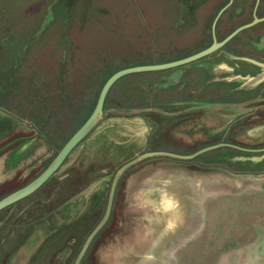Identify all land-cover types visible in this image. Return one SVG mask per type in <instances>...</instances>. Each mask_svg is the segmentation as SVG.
Segmentation results:
<instances>
[{
    "label": "rangeland",
    "instance_id": "obj_1",
    "mask_svg": "<svg viewBox=\"0 0 264 264\" xmlns=\"http://www.w3.org/2000/svg\"><path fill=\"white\" fill-rule=\"evenodd\" d=\"M195 1L198 10L194 31L198 36L191 38L186 15L188 0H0V148L15 143L19 136L33 140L31 157L15 170L0 172V197L36 178L91 114L104 82L113 73L170 62L199 46L212 9L222 0ZM179 69L181 76L176 85L191 87L190 81L185 83L187 68ZM173 71L134 73L113 85L106 96L102 118L70 152L65 169L31 195L0 211V263L7 257V250L15 246L20 248L19 253L27 255L29 264H74L87 235L104 213L112 178L121 165L131 160L125 156L135 149L133 144L117 147L109 137L106 152L100 149L94 154L96 157L90 155L93 146L88 138L106 120L146 118L150 130L143 153L167 150L189 155L217 145L219 140L214 138V132L219 133L222 127L195 128L196 122L181 125L173 122L185 120L181 117L185 116L183 112L175 114L177 108L171 103L184 97L174 92L176 85L171 80L179 74L172 75ZM202 84L199 80L192 87L198 89ZM235 114L234 125L227 129L229 137H237L239 142L235 145L264 148V111L239 109ZM214 117L211 116L216 120ZM170 122L177 131L165 132ZM13 130L22 132L13 134ZM185 139H192L188 146L171 147L176 141L184 143ZM41 148L46 152L42 154ZM194 161L220 162L215 164L230 171L264 173V152L217 149L200 154ZM191 163L150 157L126 169L105 225L110 234L113 232L109 235L112 238L100 235L106 229L104 226L90 246L93 252L88 256L90 249L87 250L81 264H171L173 259L163 256L159 246L167 233L181 230L182 219L188 213L185 207L188 198L182 187L189 179L198 183L190 172L194 171ZM223 173L216 170L211 174ZM62 174L68 175L67 179L63 180ZM103 174L107 178L106 187L97 195L101 208L88 215V202L93 196L86 195L89 198H85L84 204L75 194L84 190V186L83 195L88 194L87 190L94 189ZM205 209L209 215L212 208ZM191 233L193 241H199L200 253L195 254L194 262L208 261L209 250L216 248L215 239L210 245L209 237L198 240ZM73 235L79 237L71 239ZM21 238L28 240L24 242ZM256 244L259 243L253 244L251 250ZM255 253L252 264L257 262ZM237 256L238 263L241 257L246 258ZM225 258L232 264V258ZM260 263L264 264V256Z\"/></svg>",
    "mask_w": 264,
    "mask_h": 264
},
{
    "label": "flooded vegetation",
    "instance_id": "obj_2",
    "mask_svg": "<svg viewBox=\"0 0 264 264\" xmlns=\"http://www.w3.org/2000/svg\"><path fill=\"white\" fill-rule=\"evenodd\" d=\"M195 2L194 0H188V8L186 10V15L188 16L187 19L188 30L190 31V33L193 34L191 38H193L194 35L198 36V34H195L194 31L195 25H197L195 16L198 10V6H197L198 4L197 2L196 3ZM255 19H258L260 21L240 30L224 45L220 46L209 55L204 56L198 60L192 61L190 63H187L185 65L171 68L174 70L172 75H176L179 74V70H181L179 69V67H184V68L186 67L187 71H185L186 73L185 76L187 78L185 83L187 82L189 84L190 81L191 84V87L185 85L186 86V87L184 86L185 88L176 85L178 82L177 79H179L181 76L180 74L175 77L173 76L174 78L171 80V83L176 85V89L174 90L175 94L180 93L181 94L180 96L184 95L183 98H176L174 101H171V103H173V105L177 108L175 114L178 113L180 114L181 112L185 114V116H181L185 119L183 120V122H179L180 119L179 120L175 119L173 122L177 123L178 125H181L182 123L186 124L187 121L191 123L196 122L195 128L209 127V126L215 127L216 125L217 127L215 128L222 127V130L220 129L219 131V133L222 131L221 134L217 133L216 131L214 132L215 133L214 138H218L219 140L217 142V145H221V144L225 145L217 148L218 150L232 149L245 153L264 152V151H258L264 148L251 149V148H244L237 146L235 145V143L239 142L237 137L236 136L229 137L227 135L228 132L227 129H229V126L234 125L233 122L236 121L235 112L238 111L239 109H244L247 111H251V110L261 111V112L264 111V0H248L244 3L243 0H222L221 3H219L215 8L212 9L209 23L205 24V28H207V30L205 29V33L204 34L201 33L200 35L201 42L199 43V46L195 50L190 51L189 54H187L186 56L181 58H175L174 60H172V61H177L184 59L186 57H190L196 53H199L209 48L215 42L220 43L224 39H226L230 34H232L234 31L241 28L242 26L252 23L253 21H255ZM202 30H203V26H202ZM199 80L203 82V84L198 89L193 88L192 86L195 84V82ZM212 115L217 117V119L216 120L212 119L211 118ZM248 117L249 119H251L250 114H248ZM241 118H244V116H242ZM144 120L145 122H147L146 118H144ZM169 124L167 126L170 127L169 129L170 132L177 131V129H173L176 126L172 127L171 122ZM191 141L192 139L186 140L184 143L181 142L178 143V141H176L175 143H173V146L171 147L177 148L184 145L188 146V144ZM42 143L44 142L42 141ZM45 143L47 144L46 141ZM254 150H256L257 152H253ZM159 151L174 153L178 155H186V154H182L183 151H177V152L167 151V150H159ZM197 151L199 150H195L193 153ZM55 156L50 158L51 160L47 163V165L45 166V168H43V170L48 167V165L51 163V161L54 159ZM162 158H168V157H162ZM195 158L191 160H179L175 158H170V159H175L176 161H185L188 163L192 162L190 165L193 166L194 171L191 170L190 172L192 175L195 174L194 176L196 177L194 178L197 179L198 183L194 182V179L193 180L189 179V181L185 182L188 183L187 185L189 187H187V185L185 187H182L186 198H188L185 201L187 204L188 202H190L191 199L190 197H192L190 187L191 188L198 187L199 189L200 187L214 188L216 186L215 188L217 189L218 187H221L223 185L226 186L229 185V186H234V188H237V190H241L246 183H252V182L257 183L263 180L264 178L263 171L261 172L262 174L259 172L257 173L251 171H230L225 166H222L220 164H215L220 162H215V163L213 162L214 164H212V162H209L207 164H202L201 162L198 163L195 161L193 162ZM43 170H41V172ZM105 170H101V172L103 171L104 173H106L107 170L106 171ZM216 170L225 172L222 174L223 177H221L222 176L221 174H217L214 176L211 174ZM54 175L55 174H53L52 176ZM156 175H160V174L158 173L153 176L151 175L152 176L151 180L153 179L155 180ZM211 175L213 177H211ZM61 176L63 180L67 179L68 177V175H64V174H62ZM79 178H82V175L79 176ZM77 181H78L77 178L74 179L75 184H77ZM106 181L107 178L105 175L101 179H99V181H97V185L95 186L94 189L87 190L88 194L86 195L93 196L92 197L93 200H90L88 202V206H89L88 208H90L91 210L88 211L89 212L88 215L91 214V212L93 213L94 211H97V209L101 206V199L100 197H97V195H100V193L103 191V188L106 187ZM118 184H117V188H118ZM83 189L84 190H80V191L82 192L85 191L86 190L85 186L83 187ZM80 191L77 194H75L77 199L79 197H80L79 199H81V196H83V194H81L82 192ZM115 197H116V192H115ZM115 197L113 200V205L116 202ZM107 201H108V197H107ZM79 205L81 206V204ZM106 206H107V202L105 205V210H106ZM104 213L102 217L104 216ZM110 216L103 225V227L107 224L108 220L110 219ZM102 217L100 218V220L102 219ZM100 220L94 225L93 229L100 222ZM236 228L240 230L238 226H236ZM107 232L108 231L106 227L104 232L100 233L99 231L95 235V237L100 233V235L102 236H104L105 234V237L103 238L106 239L108 237V239L110 240V238L112 237L109 236L110 233ZM90 233L91 232H89V234ZM54 234L51 236L52 238H54L53 237ZM74 237L78 238L79 235H73L71 239H75ZM95 237L92 239L87 250L90 249L91 244L93 243V241H95L94 240ZM21 239H23L24 242H26L25 240H28V238H21ZM58 248L59 247H57V249ZM63 250L65 251V249H62V251ZM7 251L8 252L5 253L7 257L5 258V260H3L4 262L0 264L30 263V261L27 260L28 258L26 257L27 256L26 254L19 253L20 248L14 246V247H10ZM62 251L60 252L62 253ZM91 251L92 249H90L88 256L91 254ZM86 253L85 255H87ZM52 254L53 252H51V255ZM21 255L24 256L22 257V259L20 257Z\"/></svg>",
    "mask_w": 264,
    "mask_h": 264
},
{
    "label": "water",
    "instance_id": "obj_3",
    "mask_svg": "<svg viewBox=\"0 0 264 264\" xmlns=\"http://www.w3.org/2000/svg\"><path fill=\"white\" fill-rule=\"evenodd\" d=\"M259 21L260 20L255 19L252 23L234 31L222 42H215L209 48L190 57L162 64L129 67L113 73L103 84L91 114L67 140L48 167L23 187L0 199V211L31 195L46 183L53 174H58L63 171L66 166L64 162L70 152L91 132L102 118L106 96L111 87L119 79L134 73L164 71L198 60L224 45L240 30ZM222 146L225 145L209 146L191 155H178L164 151L146 152L136 155L134 158L121 165L113 177L104 216L88 235L74 264L81 263L92 239L109 218L117 184L122 173L126 169L150 157L191 160L200 154L215 150ZM258 151H264V149ZM253 152L257 151L254 150ZM214 188L200 187L198 189V187H190L192 197H190L191 199L188 204L185 203V207L188 208V213L186 212L184 219H182L183 221L180 224L181 230L178 231V229H176L175 231L173 230L167 233L166 239L161 241L162 245L159 246L160 243L156 245L159 246V252L165 257H171L173 259L171 264H188L189 262L190 264H230V262H226L225 257L232 258V264H252V256L257 252L258 257H256V264H261L260 261L264 256V178L257 183H246L241 190H237L234 186L229 185H223L217 189ZM205 207L212 208L209 215V211H206ZM236 226H238L240 230H238ZM191 231L195 233L194 235L198 240L206 236L207 238L209 237L210 245L214 242L212 239H215L216 248L215 250L212 248L209 250L210 258L208 261L201 260L194 262L196 260L195 254L200 253V251H198L199 241L194 242L193 238L190 237V234H192ZM255 243L259 244H256L254 250H251L252 245ZM175 253L177 254L176 258L174 257ZM237 255H243L247 259L244 258V260L241 257V261L238 263Z\"/></svg>",
    "mask_w": 264,
    "mask_h": 264
},
{
    "label": "crops",
    "instance_id": "obj_4",
    "mask_svg": "<svg viewBox=\"0 0 264 264\" xmlns=\"http://www.w3.org/2000/svg\"><path fill=\"white\" fill-rule=\"evenodd\" d=\"M110 123H112V124H110ZM131 126H133V127H131ZM144 127L148 128V129H146ZM166 128H168V131L166 130ZM166 128L164 129L165 132H170L169 127L166 126ZM148 130H150V127L148 126V123L144 121V118H139L136 120H124V119H119V118L115 119V120H113V119L109 120L108 119L103 123L102 128L98 129V131H96V133H94V135L92 137H90V139H91L90 142L92 143V146H93L90 150V155L94 156L93 152L96 153L100 149L105 150V147H106L105 145L107 144V139L110 137V139L115 144H117V147L122 146L124 144L125 145H129V144L135 145V149L131 152V155L125 156L126 159H132L133 157H135L139 153H142L146 149L147 140H148V138H147ZM13 131H14L13 134H16L15 132H17L18 130H13ZM18 132H22V130L18 131ZM32 142H33V140L31 138H26V137L21 138V136H19L15 139V143H11V144L1 146L4 149L2 152H0V172H2V174H4V173L9 172L11 169L15 170V168L18 167V165L21 162H24V160H27V158L31 157L33 155V152H32V144L33 143ZM123 142H125V143H123ZM2 148H0V150H2ZM40 152H42V154H43L46 151H44L41 148ZM103 152H106V150ZM9 161L11 164L9 163ZM10 176H8V177H10ZM1 178L4 179L5 176L2 175ZM23 186L24 185L18 186L17 189H19ZM84 192H82L81 194H83ZM10 193H12V192H9L8 194H10ZM7 195L0 197V199L4 198ZM85 198L88 199V197H86V194L81 196V199H82L81 201L84 202L86 200ZM126 202L128 203L129 200H127ZM138 205H139V203H138Z\"/></svg>",
    "mask_w": 264,
    "mask_h": 264
},
{
    "label": "bare ground",
    "instance_id": "obj_5",
    "mask_svg": "<svg viewBox=\"0 0 264 264\" xmlns=\"http://www.w3.org/2000/svg\"><path fill=\"white\" fill-rule=\"evenodd\" d=\"M123 119H124V118H123ZM136 119H137V118H136ZM144 121H145V120H144ZM107 123H108V122H107ZM110 124H112V123H110ZM115 124H116V123H115ZM108 125H109V124H108ZM129 125H130V124H129ZM142 125H143V124H142ZM106 126H107V125H106ZM127 127H128V126H127ZM131 127H133V126H131ZM144 128H146V127H144ZM146 129H148V128H146ZM143 130H144V129H143ZM128 132H129V131H128ZM135 133H136V132H135ZM144 133H145V132H144ZM103 134H104V133H103ZM129 134H130V133H129ZM95 135H96V134H95ZM108 135H109V134H108ZM96 136H97V135H96ZM109 136H110V135H109ZM129 137H130V136H129ZM93 138H94V137H93ZM88 139H90V138H88ZM97 140H98V139H97ZM135 141H136V140H135ZM87 142H88V141H87ZM132 142H133V141H132ZM123 143H125V142H123ZM83 144H84V143H83ZM81 149H82V148H81ZM98 149H99V148H98ZM98 152H99V151H98ZM114 153H115V152H114ZM94 154H95V152H94ZM94 154H93V155H94ZM71 155H72V154H71ZM112 155H113V154H112ZM94 156L96 157V155H94ZM94 156H93V157H94ZM100 156H101V154H100ZM70 157H71V156H70ZM97 157H98V156H97ZM108 157H109V156H108ZM106 158H107V157H106ZM85 159H86V158H85ZM87 159H88V158H87ZM101 160H103V159L101 158ZM101 160H97V161H101ZM105 161L107 162V161H109V160H106V159H105ZM110 161H111V160H110ZM81 162H82V161H81ZM88 162H89V161H88ZM95 162H96V161H95ZM102 162H104V161H102ZM80 164H81V163H80ZM93 164H94V163H93ZM110 164H111V163H110ZM89 165H90V164H89ZM89 165H88V166H89ZM102 165H103V164H102ZM80 166H81V165H80ZM98 166H99V165H98ZM95 167H96V166H95ZM105 167H106V165H105ZM93 168H94V165H93ZM93 168H92V169H93ZM81 169H84V168H81ZM86 169H87V168H86ZM88 171H89V170H88ZM83 172H85V171L83 170ZM89 173H90V172H89ZM89 175H90V174H89ZM90 176H92V175H90ZM123 187H124V186H123ZM123 187H122V188H123ZM10 188H11V187H10ZM10 188H9V189H10ZM119 201H120V200H119ZM120 202H121V201H120ZM101 204H102V203H101ZM66 206H67V205H66ZM97 206H98V205H97ZM71 207H72V206H71ZM65 208H68V207H65ZM65 208H64V209H65ZM100 208H101V207H100ZM100 208H98V209H100ZM64 211H65V210H64ZM88 211H89V210H88ZM69 212H70V211H69ZM86 212H87V211H86ZM120 212H121V211H120ZM84 213H85V211H84ZM91 213H92V212H91ZM118 213H119V212H118ZM58 214H59V212H58ZM72 217H73V216H72ZM122 217H123V216H122ZM76 218H77V217H76ZM81 219H82V218H81ZM59 221H60V220H59ZM119 221H120V219H119ZM119 221H118V222H119ZM74 222H75V221H74ZM76 222H77V221H76ZM116 222H117V221H116ZM121 222H122V221H121ZM65 225H66V224H65ZM70 225L72 226V224H70ZM114 225H115V223H114ZM114 225H113V226H114ZM116 226H118V225H116ZM116 226H115V227H116ZM123 226H124V224H123ZM115 227H114V228H115ZM47 228H48V227H47ZM122 228H123V227H122ZM117 229H118V228H117ZM51 232H53V231H51ZM115 232H116V231H115ZM109 233H110V232H109ZM112 233H113V232H112ZM112 233H111V234H112ZM111 234H110V235H111ZM104 237H105V234H104ZM107 238H108V237H107ZM104 244H105V242H104ZM116 245H117V244H116ZM96 249H97V248H96ZM98 249H99V248H98ZM101 249H102V248H101ZM94 252H95V250H94ZM97 254H98V253H97ZM97 254H96V255H97ZM98 257H99V256H98Z\"/></svg>",
    "mask_w": 264,
    "mask_h": 264
},
{
    "label": "trees",
    "instance_id": "obj_6",
    "mask_svg": "<svg viewBox=\"0 0 264 264\" xmlns=\"http://www.w3.org/2000/svg\"><path fill=\"white\" fill-rule=\"evenodd\" d=\"M104 83H105V82H104ZM112 87H113V86H112ZM112 87H111V88H112ZM104 104H105V103H104ZM103 109H104V107H103Z\"/></svg>",
    "mask_w": 264,
    "mask_h": 264
}]
</instances>
